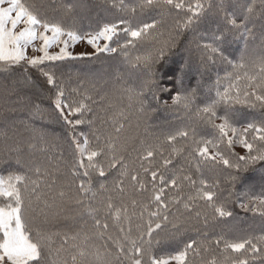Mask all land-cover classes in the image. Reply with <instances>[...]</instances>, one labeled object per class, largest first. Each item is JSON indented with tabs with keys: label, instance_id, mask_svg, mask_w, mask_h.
Segmentation results:
<instances>
[{
	"label": "snow or ice",
	"instance_id": "obj_1",
	"mask_svg": "<svg viewBox=\"0 0 264 264\" xmlns=\"http://www.w3.org/2000/svg\"><path fill=\"white\" fill-rule=\"evenodd\" d=\"M101 2L123 15L82 31L77 9L86 5L0 0L5 92L60 124L72 150L66 159L56 131L20 122L27 137L16 130L0 156V264H264V234L216 232L234 216L227 205L245 174L264 181V0ZM137 17L146 19L134 24ZM183 32L194 34L200 63L185 64L175 81L171 108L182 110L181 125L153 132L151 102L172 91L160 87L156 65ZM81 41L93 52L69 51ZM29 47L41 55H28ZM102 53L119 55L122 65L109 73L48 63ZM217 64L231 70L217 74L214 95L198 103L200 81L186 89V70L202 76ZM134 73H143L139 83ZM5 125L15 129L7 117ZM243 196L239 207L264 218V195Z\"/></svg>",
	"mask_w": 264,
	"mask_h": 264
},
{
	"label": "trees",
	"instance_id": "obj_2",
	"mask_svg": "<svg viewBox=\"0 0 264 264\" xmlns=\"http://www.w3.org/2000/svg\"><path fill=\"white\" fill-rule=\"evenodd\" d=\"M60 0H58V3ZM64 3H78L86 5L87 7L83 10L77 9V15L80 16L79 27L82 31H95L104 22H115L121 18L123 14L116 12L114 9L108 8L104 5L101 0H62ZM175 15V12L173 13ZM181 16L183 13L180 14ZM128 18V17H125ZM145 17H137L133 20V23H139L145 20ZM168 23H171V18H168ZM204 27L201 26L199 31H203ZM199 33H197L198 35ZM192 32H183L178 35V40L176 47L171 50V54L167 57V62H162L156 65V71L159 76V85L161 88L171 89V92L158 91L157 95L159 97V103L151 102L152 106L157 110L150 114L146 118L147 123L151 125L150 131H160V130H173L181 125V121L176 119L178 112L182 110L173 111L172 106V95L176 91L175 81L180 75V69L185 66V64L191 67L199 66V51L196 48L195 41L193 40ZM235 55H238L236 53ZM53 65H58V71L63 69L65 71L72 70L83 71L85 69H92L96 72H111L113 69L118 68L122 65V58L119 55L109 56L107 54H100L98 57H93L92 59H82V60H66L61 62H48ZM230 71L227 65L217 64L216 66H210L203 75L193 74L187 72L185 74L184 84L186 89L196 87L197 80L200 81V99L198 103L206 98L207 96L214 95L211 91L214 81L216 80L217 74L221 77L224 76L225 71ZM30 73L35 78V73L30 70ZM143 78V73H134L133 79L139 83V80ZM42 79V78H41ZM11 88V83L6 79L3 73H0V132L5 130L8 131V137L0 135V156H3L5 151L13 146L14 133L19 130V135L22 137H27L28 133L24 130V124H32L36 127L46 126L48 129L56 131L60 136V141L58 142L64 152L65 158L72 159V150L69 148V141L65 131L61 128L60 124L52 123L49 120L41 121L38 116H33L30 111V107L25 106L23 102L17 103L15 96H8L5 92V84ZM74 86V85H73ZM33 99H37V95L33 94ZM167 101L168 108L163 107V102ZM43 107L48 110L49 113L54 117L55 113L52 112V106L50 100L42 101ZM10 109H15V111H10ZM223 111V108L220 109ZM10 122L15 123V129L7 128L5 125V118ZM24 121V124L20 123ZM133 124H135V118H132ZM79 131L88 132L89 129L82 126ZM143 132V129H141ZM237 152V151H236ZM238 153V152H237ZM239 154V153H238ZM241 155V154H239ZM257 168L259 165L256 166ZM15 169H7L8 172ZM6 174V169L4 165H0V175ZM207 177H211V173L205 172ZM247 179L243 184H237L235 192L239 195H233L228 202V207L233 211L234 216L229 218L227 221L222 222V225L216 229V232H220L223 228L225 234L230 238H239L246 235H261L264 234V218H261L258 214H253L251 212H245L239 207L238 199L243 200L244 193L249 196L252 195H264V181L261 180L260 174L258 172H252L245 174ZM227 196V192L222 194V199ZM226 225V227H225ZM189 235L195 237L196 233H189ZM210 235H215L212 233Z\"/></svg>",
	"mask_w": 264,
	"mask_h": 264
},
{
	"label": "rangeland",
	"instance_id": "obj_3",
	"mask_svg": "<svg viewBox=\"0 0 264 264\" xmlns=\"http://www.w3.org/2000/svg\"><path fill=\"white\" fill-rule=\"evenodd\" d=\"M39 41L36 42V46H39ZM101 44L104 43V41H100ZM62 46V45H61ZM50 52H57L59 51V46H53L51 49H49ZM69 51L73 52V54H79V53H83V52H93V49L90 45L87 44L86 41H81L77 44H75L73 47L69 48ZM28 55H41V53L38 52H33L32 48L29 47L28 49ZM235 151H237L239 154L244 155L245 154V149L239 145H237L235 147Z\"/></svg>",
	"mask_w": 264,
	"mask_h": 264
}]
</instances>
